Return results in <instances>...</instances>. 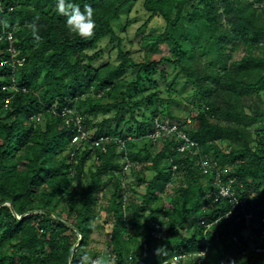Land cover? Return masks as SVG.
Segmentation results:
<instances>
[{"label": "trees", "instance_id": "1", "mask_svg": "<svg viewBox=\"0 0 264 264\" xmlns=\"http://www.w3.org/2000/svg\"><path fill=\"white\" fill-rule=\"evenodd\" d=\"M139 1L148 14L141 30L162 20L161 30L143 36V46L153 43L150 52L168 47L160 59L151 53L135 59L115 31ZM71 2L92 6L90 36L69 34L56 0H0V264H81L85 255V264L96 256L106 264H153L169 251L185 255L181 264H264V253L250 248L244 233H253V246H264L261 229L227 215L232 205L216 200L214 179L219 174L227 184L236 177L247 209L264 217V128L251 129L264 120V0ZM32 21L39 40L28 27ZM106 37L116 42L120 61L95 66ZM14 49L25 58L15 70ZM238 49L243 55L232 58ZM164 62L177 70L171 78L159 69ZM161 79L167 89L192 85L197 112L185 131L199 155L179 150L184 139L177 135L158 138L160 148L151 136L159 123L184 122L174 98L163 96ZM79 117L85 135L74 142ZM211 155L215 166L206 171ZM137 163L153 176L141 202L131 203L121 181ZM174 179L171 199L161 202ZM108 189L115 257L79 253L90 242L98 196Z\"/></svg>", "mask_w": 264, "mask_h": 264}, {"label": "rangeland", "instance_id": "2", "mask_svg": "<svg viewBox=\"0 0 264 264\" xmlns=\"http://www.w3.org/2000/svg\"><path fill=\"white\" fill-rule=\"evenodd\" d=\"M148 14L145 12L144 8L142 7L141 2H136L132 4L129 8H127L122 13V18L115 22V31L118 34V36L122 39V48L130 52L132 56L135 59H138L139 56L143 55L145 56L147 53L152 54L153 59H160L162 55L168 53V47L165 45H160L157 50H154L153 52H150L152 50L153 43L149 44V46H143V36L146 34H149L153 32L152 30L159 31L161 30L162 20L153 19L144 29L141 30V26L144 24ZM131 21V22H130ZM97 49H103L101 54L96 58L95 60V66H100L102 64H105L106 62H114L118 63L120 61V58L118 57V48L116 42H111L110 37L103 38L99 44V47ZM94 52V51H92ZM244 53L243 49L234 50L232 52V58L239 59ZM159 69L161 71H166L169 73V78L174 76V74L177 72L175 70L172 63H161L159 65ZM136 67H130L128 69L129 73L136 72ZM181 78H184V76ZM160 84L162 87L163 96L172 97L174 98V103L172 104L174 111L178 114L180 118L183 119V121H186L187 119L191 118L192 122L190 123V127H193L194 123V115L196 114L197 110L193 107V102H198L195 98L193 99L192 92L193 88L192 85L183 86V82L177 83L175 86H173V89H167L169 84H165L164 80H160ZM102 94V93H100ZM261 100H259V105L261 108L264 109V92L260 94ZM191 108V111H190ZM193 110V111H192ZM102 115L99 114L96 121L101 120ZM181 119V120H182ZM96 127H93V130H95ZM264 128V120H260L258 124H255L251 127L252 131L255 129H262ZM256 132H254V135L256 136ZM174 136H170V138H173ZM156 143L158 148L163 146V142L160 139H156ZM222 148L228 149L227 143L223 141H219L218 143ZM256 142L253 143V147H256ZM195 150V151H194ZM192 155H197L198 149H194ZM199 155V154H198ZM214 155H211L209 157L210 160L214 161ZM198 162V161H197ZM86 165V169H87ZM130 169L127 170L126 175L122 179V186L123 189H125L126 196L130 197L131 203H140L142 198L141 195L144 194L146 182L153 176V172L151 170H143V163H137L136 166V172H128ZM137 174H140V177H143L142 179L139 178ZM177 182L180 181L179 177H175ZM175 179L173 180L174 183H169L165 190L160 193L159 197L161 198V202H165L171 199L173 195L174 187L178 186V184L175 182ZM263 188V186H261ZM113 191L108 189L107 191L104 190L102 193L99 194L98 202L95 205V212L94 217L92 220L93 228L90 233V242L87 245L80 246L78 251L79 253L85 252V251H96V252H108L106 254L107 257H110L111 259H114L115 253L114 250H112V245L110 243L111 241V232L113 230L114 220L111 217V212H109L106 207L110 204V197L112 195ZM126 200H124L125 202ZM126 206V203L124 204ZM159 222L160 220L157 219ZM245 235L249 238V246L254 247L255 242L253 241L254 235L251 231H244ZM78 244V243H77ZM76 244V245H77ZM75 245V246H76ZM248 251V250H247ZM171 252L169 251L167 255H165L162 259L159 260V262H154L153 264H173V257L168 256ZM241 256H239L242 259H245L244 255H247L248 253L239 251ZM199 261L202 260V254H199ZM176 256V255H175ZM190 257H187L186 259H189ZM185 259V260H186ZM112 260H109L110 264ZM108 262V263H109ZM152 264V263H151ZM181 264V263H179ZM184 264V263H183Z\"/></svg>", "mask_w": 264, "mask_h": 264}, {"label": "built area", "instance_id": "3", "mask_svg": "<svg viewBox=\"0 0 264 264\" xmlns=\"http://www.w3.org/2000/svg\"><path fill=\"white\" fill-rule=\"evenodd\" d=\"M7 38L9 41L13 42L14 41V34L13 32H8L7 33ZM17 50L14 49L13 50V54L12 57L13 59L9 60V63L13 66L14 70L17 69V67H19V65H22L25 61L24 57H17ZM64 113H66V110L64 111ZM39 119V118H38ZM81 119L80 117L77 119V123H78V131L79 133H76L73 137V141L77 142L79 141L80 138H82L85 135V132L81 130ZM192 122L191 118L187 119L184 122H174V121H167L165 123H159L158 124V130L152 134L151 136L153 137V139H157L160 138L162 136H174L177 135L180 138L184 139V142L182 141V143H180L179 145V150H181L182 152L184 151H192L194 150V146L197 145V143L191 139L186 131L185 128H189L190 127V123ZM101 141L100 140H95L94 144L95 145H101ZM212 160H205L203 162V167L205 168V170L207 171L209 166L211 167L212 165ZM213 165L215 166V164L213 163ZM215 184L218 187V191H217V195H216V200H220V199H227L231 205H232V209L229 210L227 212V215H229L230 217L232 216L233 218H235V220L239 223V222H244L245 226L247 228H260L261 229V236L263 238L264 241V217L259 218L257 215H255V213L253 211H250L247 209L246 205H247V198L246 197H240L237 193L236 190L233 186L234 182H236V177H230L228 183L226 184L224 182V179H222V177L217 174L215 177ZM255 251L257 252H262L264 253V246H261L260 244H258L257 246L252 247ZM252 249V250H253ZM185 257L184 254H178L176 256L173 257V264H179L181 259H183Z\"/></svg>", "mask_w": 264, "mask_h": 264}, {"label": "clouds", "instance_id": "4", "mask_svg": "<svg viewBox=\"0 0 264 264\" xmlns=\"http://www.w3.org/2000/svg\"><path fill=\"white\" fill-rule=\"evenodd\" d=\"M55 11L64 17V23L69 34L88 37L95 28V13L90 4H84L83 9L79 4L72 3L71 0H56ZM39 19V16L35 18ZM28 27L31 29L32 35L39 40V29L35 21L29 22ZM88 256L82 257L81 264L88 261ZM90 264H106L101 256L91 259Z\"/></svg>", "mask_w": 264, "mask_h": 264}]
</instances>
